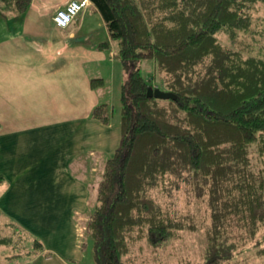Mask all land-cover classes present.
<instances>
[{"label":"trees","instance_id":"16d2710c","mask_svg":"<svg viewBox=\"0 0 264 264\" xmlns=\"http://www.w3.org/2000/svg\"><path fill=\"white\" fill-rule=\"evenodd\" d=\"M31 1L0 0V11L21 15ZM90 1L122 68L121 138L87 224L95 264H135L144 241L157 250L195 229L177 208L182 192L206 198L203 264H230L248 246L264 255V0ZM148 59L158 85L143 73ZM92 116L108 123L111 110L100 104ZM5 225L6 259L31 264L44 243Z\"/></svg>","mask_w":264,"mask_h":264},{"label":"crops","instance_id":"0c3cea01","mask_svg":"<svg viewBox=\"0 0 264 264\" xmlns=\"http://www.w3.org/2000/svg\"><path fill=\"white\" fill-rule=\"evenodd\" d=\"M69 1L0 11V213L43 239L31 264H95L87 224L121 138L114 44L92 3L59 27L53 16ZM100 104L111 110L108 123L92 116Z\"/></svg>","mask_w":264,"mask_h":264},{"label":"rangeland","instance_id":"374dc122","mask_svg":"<svg viewBox=\"0 0 264 264\" xmlns=\"http://www.w3.org/2000/svg\"><path fill=\"white\" fill-rule=\"evenodd\" d=\"M222 38L226 41L225 37ZM154 64V59H148L143 61L142 68L145 76L148 79L151 78L153 85H158L159 77L154 73ZM159 198L162 202L166 200L162 196ZM205 199L204 196L197 197L194 194L189 198L186 192L178 194L176 196L177 208L186 214H193L190 219L194 220L196 228L184 230L178 239L170 241L157 250H152L144 241L142 243L143 250L137 252L138 257L135 264H203L206 228L210 223V212ZM10 221L11 219L5 218L0 213V237L11 233V226L4 224ZM40 240L43 241V239ZM92 248L91 244L90 249L92 250ZM13 252L5 245H0V263L8 264L6 258ZM230 264H264V255L254 253V249L250 246L244 247L235 254V258Z\"/></svg>","mask_w":264,"mask_h":264},{"label":"built area","instance_id":"2783aa9c","mask_svg":"<svg viewBox=\"0 0 264 264\" xmlns=\"http://www.w3.org/2000/svg\"><path fill=\"white\" fill-rule=\"evenodd\" d=\"M90 3V0H70L64 7L56 11L53 20L59 27L66 28Z\"/></svg>","mask_w":264,"mask_h":264},{"label":"water","instance_id":"95a60500","mask_svg":"<svg viewBox=\"0 0 264 264\" xmlns=\"http://www.w3.org/2000/svg\"><path fill=\"white\" fill-rule=\"evenodd\" d=\"M148 95L149 96H155L157 98H162V99L176 98L177 97L173 92L162 90L159 87H149Z\"/></svg>","mask_w":264,"mask_h":264}]
</instances>
